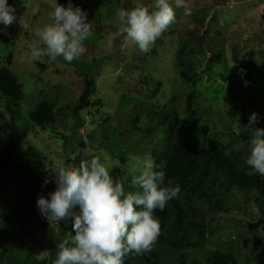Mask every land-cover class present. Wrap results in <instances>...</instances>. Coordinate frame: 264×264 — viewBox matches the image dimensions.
I'll list each match as a JSON object with an SVG mask.
<instances>
[{
  "label": "rangeland",
  "instance_id": "obj_1",
  "mask_svg": "<svg viewBox=\"0 0 264 264\" xmlns=\"http://www.w3.org/2000/svg\"><path fill=\"white\" fill-rule=\"evenodd\" d=\"M65 1L7 0L16 20L8 27L0 24V69L8 67L22 84L18 123L40 154L23 160L26 170H35L33 175L14 172L3 188L0 264H51L65 233L71 246L72 219L42 231L46 219L37 199L55 190L54 173L60 167L79 165L82 150L101 155L126 192L136 190L131 180L146 158L154 159V170H162L175 142L225 150L237 155L249 173H257L246 164L252 134L245 126L253 112L259 117L255 127L264 125V0H187L192 14L176 9V22L147 54L115 35L117 13L138 5L151 10L154 0H71L73 7L87 12V51L71 63L62 57L34 59L30 45L38 39L36 33L52 23L50 13L57 4L67 7ZM85 79L95 82L92 106L75 116L72 109ZM43 101L60 110L54 125L59 136L30 121ZM4 108L0 101V111ZM175 114L179 125L174 123L168 132ZM183 202L188 219L206 223V238L190 236L180 250L157 241L146 256L136 255L135 264H206L216 251L239 264H264V211L255 192L231 193L230 213L213 211L193 195ZM9 207L17 214L9 216ZM21 226L30 235L19 233Z\"/></svg>",
  "mask_w": 264,
  "mask_h": 264
},
{
  "label": "clouds",
  "instance_id": "obj_2",
  "mask_svg": "<svg viewBox=\"0 0 264 264\" xmlns=\"http://www.w3.org/2000/svg\"><path fill=\"white\" fill-rule=\"evenodd\" d=\"M181 8L185 16L192 14L187 0H154L151 10L143 5L121 9L115 35L147 54L176 22V9ZM50 18L52 23L36 33L38 39L30 45L31 56L37 60L47 56L50 61L62 57L68 63L79 59L87 51L84 42L91 35L87 12L73 7L69 0L67 7L57 4ZM15 20V9L7 0H0V24L8 27ZM258 119L253 112L245 126L252 134L246 164L264 175V128L255 127ZM80 156L78 166H62L54 173L56 188L48 194L50 198L37 199L41 215L50 224L69 218L73 221L71 246L67 240L60 243L53 264H123L129 253H150L161 233L160 221L153 213L176 198L180 186L171 187V180L165 186L164 171L154 170L158 165L149 157L131 180L136 190L126 192L101 155L82 150Z\"/></svg>",
  "mask_w": 264,
  "mask_h": 264
},
{
  "label": "trees",
  "instance_id": "obj_3",
  "mask_svg": "<svg viewBox=\"0 0 264 264\" xmlns=\"http://www.w3.org/2000/svg\"><path fill=\"white\" fill-rule=\"evenodd\" d=\"M62 3L68 6L69 1ZM7 64L11 65L10 59L7 60ZM181 75L188 77L186 72H182ZM22 89V84L8 67L0 69V101H3L5 105L4 112L0 111V201L3 198V188L14 172L22 176L34 174L35 170H26L23 160L37 159L40 156L39 152L29 145L28 135L20 130L18 123L20 102L23 99ZM94 90V80L85 79L84 90L72 109L73 115L79 116L82 111L92 106L90 98ZM59 113L60 110L57 111L53 102L43 101L36 105L35 110L30 114V121L37 129L45 132L50 130L52 134L59 136L54 127ZM172 119L168 123L170 125L168 132H173L174 123L178 124L176 114L172 116ZM184 128L180 127L179 131L184 132ZM247 135L249 134L242 135V137L247 138ZM35 161H33L34 165H36ZM162 171L165 173V186H169L168 181L171 180L170 186L179 185L180 193L184 195V200L178 197L173 198L162 211L156 209L153 213L161 224V233L157 241L172 249L180 250L185 247L190 236L197 240L206 238V223L203 220L196 222L186 217L183 201H187L190 195L205 202L213 211L230 213L227 200L231 193L234 191L255 192L261 200L260 209L264 211V175L249 173L246 165L237 155L229 154L225 150L212 152L193 143L175 142L169 147ZM9 209V216L17 214L13 207ZM5 210L7 211L8 208ZM76 210L78 211V208ZM18 218L22 222L21 217ZM49 226L50 223L45 220L42 231L47 230ZM68 227V224L65 225L66 229ZM21 232L30 235L27 228L25 230L22 226L19 230V233ZM65 234L62 242L69 241L67 233ZM135 260L136 254L129 253L124 257L123 264H135ZM147 261L152 262L149 258ZM206 261V264H239L233 256L217 251L211 253ZM153 264L157 263L153 262Z\"/></svg>",
  "mask_w": 264,
  "mask_h": 264
}]
</instances>
